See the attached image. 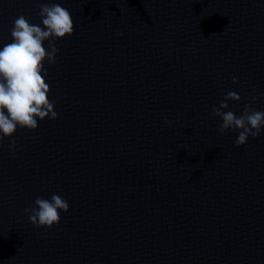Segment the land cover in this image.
<instances>
[{
  "label": "water",
  "instance_id": "water-1",
  "mask_svg": "<svg viewBox=\"0 0 264 264\" xmlns=\"http://www.w3.org/2000/svg\"><path fill=\"white\" fill-rule=\"evenodd\" d=\"M43 3L74 34L45 62L58 118L0 145V264H264V132L237 148L212 112L264 93V0H0V48Z\"/></svg>",
  "mask_w": 264,
  "mask_h": 264
},
{
  "label": "clouds",
  "instance_id": "clouds-1",
  "mask_svg": "<svg viewBox=\"0 0 264 264\" xmlns=\"http://www.w3.org/2000/svg\"><path fill=\"white\" fill-rule=\"evenodd\" d=\"M38 14L43 27L19 15L10 31L11 42L0 48V145L8 138L13 153L16 141L11 138L18 129L34 132L39 127L38 120L58 118L55 103L49 99L51 89L45 80L48 75L45 62L55 64L60 52L56 42L74 34L72 15L59 3L40 4ZM45 42H48L47 49ZM232 82L238 85V77L233 76ZM261 97L264 93L251 96L240 116L230 110L231 102L242 101L236 91L227 92L219 105L212 108L214 116L221 121L218 128L221 136L229 130L238 133L234 141L237 148L246 145L250 137L258 138L264 132V111L253 108ZM69 210V203L53 193L50 199L37 197L34 206L25 212L37 229H51L61 222L60 212Z\"/></svg>",
  "mask_w": 264,
  "mask_h": 264
}]
</instances>
